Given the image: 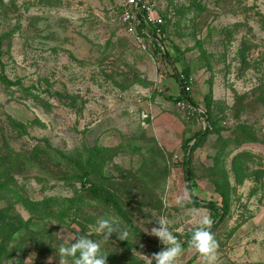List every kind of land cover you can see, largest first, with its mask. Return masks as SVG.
<instances>
[{
    "label": "rangeland",
    "instance_id": "rangeland-1",
    "mask_svg": "<svg viewBox=\"0 0 264 264\" xmlns=\"http://www.w3.org/2000/svg\"><path fill=\"white\" fill-rule=\"evenodd\" d=\"M126 1L0 0V264H59V244L101 240L108 217L129 234L102 243L106 264H151L159 218L177 264H203L184 246L204 215L216 264H264V0H149L198 109L173 101L151 39L126 32ZM217 186L230 204L214 221Z\"/></svg>",
    "mask_w": 264,
    "mask_h": 264
},
{
    "label": "clouds",
    "instance_id": "clouds-1",
    "mask_svg": "<svg viewBox=\"0 0 264 264\" xmlns=\"http://www.w3.org/2000/svg\"><path fill=\"white\" fill-rule=\"evenodd\" d=\"M156 223L157 226L153 227L149 234L156 237L163 247L149 258L151 264L153 261L155 264H177V259L183 251L181 242L169 230L163 218L156 219ZM199 223L200 226L191 233L187 243L202 259L203 264H216L218 243L210 231L213 221L210 216L204 215ZM95 232L101 235V240H93L82 234L76 235L68 246L59 244V264H106L107 256L101 250L102 243L109 241L113 234L118 240L126 241L129 234L127 229L112 217L97 219Z\"/></svg>",
    "mask_w": 264,
    "mask_h": 264
},
{
    "label": "trees",
    "instance_id": "trees-1",
    "mask_svg": "<svg viewBox=\"0 0 264 264\" xmlns=\"http://www.w3.org/2000/svg\"><path fill=\"white\" fill-rule=\"evenodd\" d=\"M165 25L161 27L163 34H165ZM142 27L145 28V25L142 24ZM148 32L150 35L155 36L156 32H154V30H148ZM157 40H158V43L160 44V46L156 43L157 47H156L154 53L160 54L162 56V58L165 60L166 65L172 64V66L175 68V72L172 73L171 77L174 80V85L178 91V94L175 96L174 95L172 96L173 101H175L176 103L183 102V103L189 104L190 106H193V107L198 109V105H197L196 101L194 100L192 94L190 93L192 82H191V78H190L189 67L186 66L183 62V60H184L183 59V53L181 52V50L179 48L173 46V48L176 51V54H173L167 49V43H166L165 38H159ZM162 47L164 48L163 50L161 49ZM177 65L180 66V70L177 67H175ZM3 82L7 83V85L11 83L7 79H4ZM187 87H190V89L188 91L185 90ZM211 128H212V126L210 125V126L206 127V129L204 131L200 130L199 132L194 134L193 139H196V142L194 143V145H192L190 150H194L196 144L199 143L206 136L207 132H209L211 130ZM242 156L246 159L245 161L251 160L250 154L246 155V153H242ZM236 160L239 161V159H236ZM93 163H94V159L92 156V158L89 160V166L86 168L88 171V172L86 171V175L90 173V169L93 166ZM186 163H187V161H186ZM187 173H188L187 174V180L190 181V179L193 178V174H192L191 170H189V169H188ZM216 189L221 196L220 197L221 198V201H220L221 206H218L217 204H215L213 202H210L207 204V208L214 213V215H213L214 221H216L222 213L226 214L228 212L229 204H230V196L227 194V192H225L224 190L221 191L219 186H217ZM92 193L94 194V196H98V193L95 190H92ZM106 199L108 201H110L109 198H106ZM193 203L195 204V202H193ZM0 215H2V212H0ZM190 236H191V234L189 235V237ZM184 247H190V245L187 243V245H185Z\"/></svg>",
    "mask_w": 264,
    "mask_h": 264
},
{
    "label": "built area",
    "instance_id": "built-area-1",
    "mask_svg": "<svg viewBox=\"0 0 264 264\" xmlns=\"http://www.w3.org/2000/svg\"><path fill=\"white\" fill-rule=\"evenodd\" d=\"M119 19L126 27L128 34L136 35L138 40H141V36L151 39L155 49L157 44L160 46L157 39L163 38L162 36L165 35L162 33L161 27L166 24V21L156 3L149 0H127ZM142 24L145 25V28L142 27ZM148 30H154L155 36L150 35ZM189 89L190 87H187L185 90ZM179 105L184 107L186 103L181 102Z\"/></svg>",
    "mask_w": 264,
    "mask_h": 264
},
{
    "label": "water",
    "instance_id": "water-1",
    "mask_svg": "<svg viewBox=\"0 0 264 264\" xmlns=\"http://www.w3.org/2000/svg\"><path fill=\"white\" fill-rule=\"evenodd\" d=\"M188 165H187V171H188V168H189V163H187ZM188 174V173H187Z\"/></svg>",
    "mask_w": 264,
    "mask_h": 264
}]
</instances>
